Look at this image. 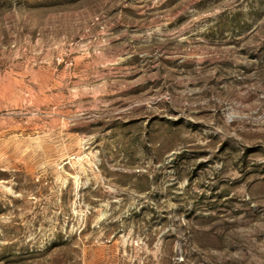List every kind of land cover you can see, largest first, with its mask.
<instances>
[{
	"label": "rangeland",
	"instance_id": "rangeland-1",
	"mask_svg": "<svg viewBox=\"0 0 264 264\" xmlns=\"http://www.w3.org/2000/svg\"><path fill=\"white\" fill-rule=\"evenodd\" d=\"M0 264H264V0H0Z\"/></svg>",
	"mask_w": 264,
	"mask_h": 264
}]
</instances>
